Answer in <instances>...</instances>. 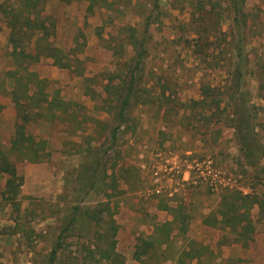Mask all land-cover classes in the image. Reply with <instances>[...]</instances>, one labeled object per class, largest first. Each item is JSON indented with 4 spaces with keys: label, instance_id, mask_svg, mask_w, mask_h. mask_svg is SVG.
<instances>
[{
    "label": "rangeland",
    "instance_id": "rangeland-1",
    "mask_svg": "<svg viewBox=\"0 0 264 264\" xmlns=\"http://www.w3.org/2000/svg\"><path fill=\"white\" fill-rule=\"evenodd\" d=\"M231 1L0 0V148L26 133L46 140L51 153L40 162H16L24 178L19 211L4 196L8 174L0 172V264H94L103 228L83 211L96 201L115 206L117 250L127 264H141L136 250L151 245L155 226L174 213L178 234L158 264H180L177 252L189 239L208 247L200 264H247L222 257L223 245L241 242L203 222L226 188L264 190V0H240L248 23L241 61ZM14 10L38 19L34 33L23 40L17 34L18 42L8 24ZM42 23L44 30L37 28ZM43 32L48 40L41 46L50 41L70 67L36 53ZM14 49L39 57L29 67L65 112L48 101L37 113L26 107L27 119L20 116L7 75L15 68ZM238 64L243 77L234 82ZM131 81L135 91L121 124ZM203 84L219 98L200 103ZM104 161L112 176L105 183ZM89 165L99 172L94 195L80 181ZM107 184L115 196L104 194ZM76 205L82 212L72 222ZM258 213L255 207L254 219ZM258 228L264 232L263 223ZM60 233L63 246L51 260Z\"/></svg>",
    "mask_w": 264,
    "mask_h": 264
},
{
    "label": "trees",
    "instance_id": "trees-1",
    "mask_svg": "<svg viewBox=\"0 0 264 264\" xmlns=\"http://www.w3.org/2000/svg\"><path fill=\"white\" fill-rule=\"evenodd\" d=\"M36 0H28L29 4ZM232 8L234 11V23L237 26L238 39L236 42V49L238 57L243 59V41L244 37L242 36L245 26L248 24L246 17V11L244 10V2L240 0H232ZM27 3V2H26ZM24 2V5L26 4ZM8 24L12 30V39L15 42H18L16 35L20 33L21 38L25 37L29 32L34 33L36 29L35 24L38 19L37 16L33 19L29 17H24L20 15L17 11H13V15L8 17ZM38 29L44 30V23L41 26L37 27ZM32 35V34H31ZM26 38V37H25ZM31 40V38H29ZM29 40V41H30ZM48 40L46 34L43 32L36 39V53H45L47 56L54 58L55 64L60 67H70L71 63L69 61H63L62 57L59 56L56 48L51 44L50 41L43 47L41 46V41ZM17 45V44H16ZM15 45V46H16ZM18 51V52H17ZM15 55V68L13 70L7 71V75L13 80V89L10 91L12 99L17 106L18 111H20V116L22 118H28V110L26 107H31L35 109L33 112L37 113V110H40L45 106L44 104L49 101V95L45 91L46 80L40 77L34 70L29 67L31 61H36L39 57L36 58V55L32 53H27L23 49L17 50ZM40 56V55H39ZM29 58V60H28ZM26 59L28 60L27 62ZM82 61L78 60V66ZM262 73L264 69H261ZM81 71V70H80ZM243 68L241 64L237 66V74L234 75L233 81L238 82L243 77ZM264 80V79H263ZM264 87L263 81L260 82V87ZM135 91L133 86V81L129 86L128 93L126 94L125 99L122 102L121 109L118 112L119 121L121 124L126 122L127 116L125 113L126 106L130 103L133 98V92ZM203 100L200 103H206V98L218 97V92L216 88H212L206 84H203L201 87ZM220 100L217 99L215 105L220 106ZM56 99H52L48 102V105H52L54 108L53 111L61 109L66 111L65 105L63 106L56 103ZM49 105V106H50ZM26 111V112H25ZM25 112V113H24ZM239 111L236 110V113ZM55 113H53L54 115ZM119 127V126H118ZM115 131L118 128L114 129ZM115 136V133H113ZM115 138V137H114ZM47 142L44 139L36 140L35 136L27 135L26 133L19 134L13 141L12 145L7 148H0V172L8 174L4 196L13 204L16 210H20L21 206L19 203V196L21 195V187L23 184V176L18 173L16 162L17 161H30V162H40L45 160L50 156V151H47ZM106 161L99 163V166H103V179L104 183L106 177L109 175V170ZM104 163V164H103ZM94 165H89L83 168L80 173V181L83 184V188L87 189V192L91 195L99 193L98 180H97V167ZM92 172V176H87L89 172ZM135 172V171H134ZM134 174V173H133ZM86 175V177H83ZM111 185L107 184L106 188L103 189L104 194L109 198L115 196V193H109L107 188H110ZM115 188V189H114ZM117 187H111L116 191ZM101 191V190H100ZM95 202V201H94ZM102 204V205H101ZM98 203L96 201L94 205L88 207L83 211L86 214L87 218L96 223L98 227L103 228L102 232L97 233L99 237V242H96L92 250V258L94 264H100L102 261H109L112 264H127L126 257L124 254L117 250V239L116 235L119 231V225L114 221L112 210L115 209V206L111 207V203ZM100 206H103L102 209ZM258 207L259 213L257 219H254L252 215V210ZM74 215L73 221H79V214L82 212V208L79 205H76L73 208ZM108 217V218H107ZM109 217L111 219H109ZM177 215L174 213L173 220H166L162 223H159L155 226L153 233L151 235L153 243L149 246L138 248L135 252V258H137L141 264H158L160 258L165 255L170 243L175 238L174 234V224L177 222ZM203 222L206 225L213 227H219L221 230H227L232 236L233 241L241 242L244 246L249 245V243L254 240L255 234L259 231L258 223H263L264 225V190L262 193H246L239 188H226L221 196V201L216 210L210 212L204 217ZM181 232H185L179 229ZM63 240L62 233H60L55 246L50 253L51 260H54L57 252L62 248ZM208 247L202 243L197 242L194 239H189V241L182 246V249L177 252L178 254V263L180 264H200L203 257L204 249ZM211 253L213 251H210ZM144 256H147L144 258ZM186 259H188L186 261ZM150 261V262H149Z\"/></svg>",
    "mask_w": 264,
    "mask_h": 264
},
{
    "label": "crops",
    "instance_id": "crops-1",
    "mask_svg": "<svg viewBox=\"0 0 264 264\" xmlns=\"http://www.w3.org/2000/svg\"><path fill=\"white\" fill-rule=\"evenodd\" d=\"M185 178H189V172H184ZM171 216V215H170ZM174 215L169 217L168 220H173ZM166 221V220H165ZM223 245V244H222ZM222 246L224 258H241L247 264H262L264 261V232H257L255 234L254 240H252L249 245L244 246L242 243H234L232 246Z\"/></svg>",
    "mask_w": 264,
    "mask_h": 264
},
{
    "label": "built area",
    "instance_id": "built-area-1",
    "mask_svg": "<svg viewBox=\"0 0 264 264\" xmlns=\"http://www.w3.org/2000/svg\"><path fill=\"white\" fill-rule=\"evenodd\" d=\"M160 189H158V191H159Z\"/></svg>",
    "mask_w": 264,
    "mask_h": 264
}]
</instances>
